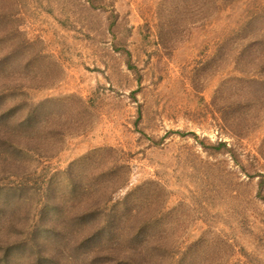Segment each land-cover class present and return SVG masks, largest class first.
<instances>
[{
  "label": "rangeland",
  "instance_id": "1",
  "mask_svg": "<svg viewBox=\"0 0 264 264\" xmlns=\"http://www.w3.org/2000/svg\"><path fill=\"white\" fill-rule=\"evenodd\" d=\"M0 264H264V0H0Z\"/></svg>",
  "mask_w": 264,
  "mask_h": 264
},
{
  "label": "trees",
  "instance_id": "2",
  "mask_svg": "<svg viewBox=\"0 0 264 264\" xmlns=\"http://www.w3.org/2000/svg\"><path fill=\"white\" fill-rule=\"evenodd\" d=\"M128 68L133 71L136 72V68H134L133 66H131V64L128 65ZM112 172H108V173H104L103 176L105 177H108L110 175H115V174H111ZM76 187L74 186V188H72L71 190V194H72V198L76 197L78 195V191H76L75 189ZM87 192V191H86ZM106 204H108V202H106L105 204H102L101 200L98 202V203H94L93 206L91 208H95V209H91V210H95V213L97 212V214H104V210L105 208H108V207H105ZM120 221V220H119Z\"/></svg>",
  "mask_w": 264,
  "mask_h": 264
}]
</instances>
